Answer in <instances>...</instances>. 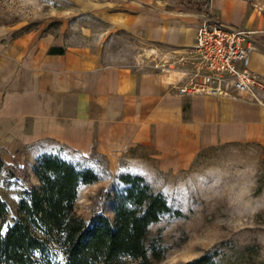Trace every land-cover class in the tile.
<instances>
[{"label": "crops", "instance_id": "1", "mask_svg": "<svg viewBox=\"0 0 264 264\" xmlns=\"http://www.w3.org/2000/svg\"><path fill=\"white\" fill-rule=\"evenodd\" d=\"M139 3V11L102 16L108 31L139 33L157 46L148 51L153 60L173 62L192 50L196 27L207 16L226 28L255 33L248 69L264 78V18L245 0H207L206 12L172 0ZM50 48L63 53H48ZM114 60L37 33L0 38L2 162L11 164L16 151L19 159L31 160L51 143L141 175L148 168L186 170L201 151L218 144L249 142L264 148V107L259 104L179 96L172 89L181 78L176 70L131 69Z\"/></svg>", "mask_w": 264, "mask_h": 264}, {"label": "rangeland", "instance_id": "2", "mask_svg": "<svg viewBox=\"0 0 264 264\" xmlns=\"http://www.w3.org/2000/svg\"><path fill=\"white\" fill-rule=\"evenodd\" d=\"M245 1L264 18V0ZM126 2L135 6H122ZM155 2H150V6L160 8L162 4ZM141 6L139 0H0V38L37 33L40 37L61 39L66 48L109 54L114 62L131 69L171 65V61L150 57L148 51L157 46L143 41L141 34L108 31L102 16L139 11ZM40 149L96 174L94 184L78 188L73 206L74 215L85 222L102 203L103 191L111 194L122 190L119 174L136 175L126 167L113 169L94 154L81 157L51 143ZM34 159H18L17 167L28 174L25 182L7 174L10 164L3 163L0 169V199L7 207L5 222L15 214L24 186L36 185L30 171ZM138 176L153 191L161 193L173 211L180 212L179 216L163 215L149 227V236L158 234L165 252L160 260L149 259L148 264H181L204 252H215L214 264H264L262 146L249 142L218 144L201 151L186 170L157 172L148 168ZM103 214L112 218L108 201L103 205ZM53 253L52 260L57 264L61 255L56 250ZM119 264L141 262L122 259Z\"/></svg>", "mask_w": 264, "mask_h": 264}, {"label": "trees", "instance_id": "3", "mask_svg": "<svg viewBox=\"0 0 264 264\" xmlns=\"http://www.w3.org/2000/svg\"><path fill=\"white\" fill-rule=\"evenodd\" d=\"M180 5L206 12L207 0H176ZM48 53L62 54V48ZM20 151L8 166L7 174L22 182L28 174L17 167ZM3 165L0 153V169ZM36 185L20 191L16 212L6 221L7 207L0 199V264H56V250L61 255L57 264H119L122 259L158 261L165 250L158 234L149 236V227L163 215L179 216L165 197L153 191L138 175L119 174L122 190L102 192V203L92 211L87 222L76 217L73 206L80 186L94 184L96 174L78 168L51 153H41L30 167ZM109 202L112 218L103 214ZM214 253L181 264H214Z\"/></svg>", "mask_w": 264, "mask_h": 264}, {"label": "built area", "instance_id": "4", "mask_svg": "<svg viewBox=\"0 0 264 264\" xmlns=\"http://www.w3.org/2000/svg\"><path fill=\"white\" fill-rule=\"evenodd\" d=\"M253 31L230 29L202 17L195 30L194 46L159 70L181 74L172 86L179 96H208L244 100L264 107V78L248 69L255 50Z\"/></svg>", "mask_w": 264, "mask_h": 264}]
</instances>
